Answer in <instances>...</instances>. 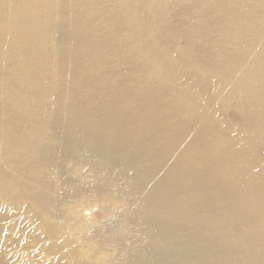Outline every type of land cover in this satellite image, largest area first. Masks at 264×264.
Masks as SVG:
<instances>
[{
	"label": "bare ground",
	"instance_id": "obj_1",
	"mask_svg": "<svg viewBox=\"0 0 264 264\" xmlns=\"http://www.w3.org/2000/svg\"><path fill=\"white\" fill-rule=\"evenodd\" d=\"M0 264H264V0H0Z\"/></svg>",
	"mask_w": 264,
	"mask_h": 264
},
{
	"label": "rangeland",
	"instance_id": "obj_2",
	"mask_svg": "<svg viewBox=\"0 0 264 264\" xmlns=\"http://www.w3.org/2000/svg\"><path fill=\"white\" fill-rule=\"evenodd\" d=\"M173 14L176 16V15H177V12L174 11ZM178 43H179V45L182 46V47L186 45V43H185V41H184L183 39H181L180 41H178ZM195 46L197 47V45H195ZM196 47H194V50H195L196 52L199 53L200 51H199V49L196 48ZM229 118H231V119L234 120V117H233L232 115H229ZM260 152H261V154H263L262 151H260Z\"/></svg>",
	"mask_w": 264,
	"mask_h": 264
}]
</instances>
